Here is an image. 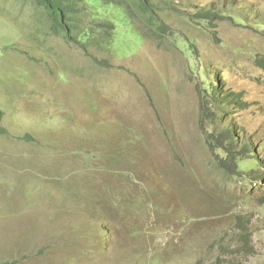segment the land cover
<instances>
[{
  "label": "rangeland",
  "instance_id": "obj_1",
  "mask_svg": "<svg viewBox=\"0 0 264 264\" xmlns=\"http://www.w3.org/2000/svg\"><path fill=\"white\" fill-rule=\"evenodd\" d=\"M172 3L168 40L121 26L95 63L0 0V264H264V0H233L218 43L196 14L221 2ZM216 83L244 103L217 129L256 153L228 175L199 109Z\"/></svg>",
  "mask_w": 264,
  "mask_h": 264
},
{
  "label": "trees",
  "instance_id": "obj_2",
  "mask_svg": "<svg viewBox=\"0 0 264 264\" xmlns=\"http://www.w3.org/2000/svg\"><path fill=\"white\" fill-rule=\"evenodd\" d=\"M30 1L35 8L43 12L49 34L59 35L67 45L74 46L82 53L88 54L87 56L95 63L98 61L94 55H91V51L93 49L107 51L108 47L118 39L121 26L133 30L139 39H150L156 43L168 40L173 34L171 26L165 22L170 16L169 12L176 11L172 0ZM232 1L229 0L225 6L222 0H214V2L222 3L221 9L214 11L210 8L196 14V18L203 22L216 43L219 42L215 30L218 23L229 22L235 26H242L243 20L237 18L238 15L233 14L229 9L232 7ZM118 18H122L123 23L117 21ZM261 25L264 28V22ZM257 64L264 68L263 58H260ZM198 95L201 121L207 122L213 128L211 132L205 133L207 138H211L207 146L212 148V143L216 142L215 144L223 149L225 152L223 163L227 167L219 166V169L228 175L231 168L236 166L237 160L243 156L242 154L245 156L256 155L250 145L247 149L236 150L238 140L233 137L232 129L229 126H226L223 131L217 129L227 115V111L221 109L219 116H216L215 109L228 103L232 107H244L241 94L229 93L216 83L210 91L198 88ZM208 95L210 98H207ZM225 133H227L228 139L222 140L221 137ZM213 137L216 138L215 142L212 141ZM237 153H241V156H238ZM229 166L231 167L229 168ZM261 180L259 179L258 182L260 183ZM244 234L246 237L247 233ZM242 243H244L243 249H245L246 239H242Z\"/></svg>",
  "mask_w": 264,
  "mask_h": 264
}]
</instances>
